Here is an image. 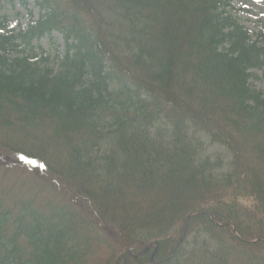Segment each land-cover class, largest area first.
<instances>
[{"label": "trees", "instance_id": "1", "mask_svg": "<svg viewBox=\"0 0 264 264\" xmlns=\"http://www.w3.org/2000/svg\"><path fill=\"white\" fill-rule=\"evenodd\" d=\"M231 4L0 17V157L31 167L0 179V264H264V45ZM55 32L62 51L35 53ZM22 170L43 183L15 187Z\"/></svg>", "mask_w": 264, "mask_h": 264}, {"label": "rangeland", "instance_id": "2", "mask_svg": "<svg viewBox=\"0 0 264 264\" xmlns=\"http://www.w3.org/2000/svg\"><path fill=\"white\" fill-rule=\"evenodd\" d=\"M233 5V14L239 18V21L242 25H244L247 29L250 30V33L253 36V39L257 41L259 45H264V36L260 35V30H264V0H232ZM39 10L36 8L35 0H0V17L7 18L8 20H14L16 16L20 18V23L22 25L27 24V19L29 13L33 15V18L38 17ZM264 34V32H263ZM52 39L44 38L40 41L33 43L36 50L34 51L37 54H40L41 51L44 53H50L55 50L54 45L60 48L62 51L63 42L57 33L52 34ZM51 63V61L49 62ZM57 68V65L55 64ZM255 78L251 80L252 86L264 93V71H254ZM205 144V151L202 153V158L211 157L215 158L216 156H220L223 160L228 156L227 152L219 146L211 145L209 146L208 140L206 138L202 139ZM110 150L109 146H105L102 148L100 153L108 152ZM13 157V156H11ZM19 161V162H18ZM19 163L20 168L24 166L27 167V170H30V165L23 158L16 159L13 157L11 162L4 161L0 157V179L5 181L4 178V170L13 168L14 164ZM21 163V164H20ZM16 183L15 187L20 188L23 187L25 189H31L32 185L43 183L42 180L38 179L34 175H30L23 170L21 173H16ZM12 177L14 175H10L6 178V182L8 185L14 182L12 181Z\"/></svg>", "mask_w": 264, "mask_h": 264}]
</instances>
